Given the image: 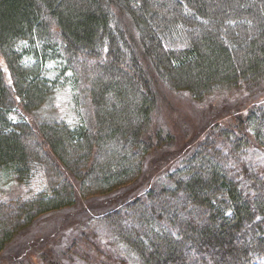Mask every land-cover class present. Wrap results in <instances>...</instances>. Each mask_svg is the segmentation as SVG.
<instances>
[{
	"label": "trees",
	"instance_id": "1",
	"mask_svg": "<svg viewBox=\"0 0 264 264\" xmlns=\"http://www.w3.org/2000/svg\"><path fill=\"white\" fill-rule=\"evenodd\" d=\"M159 81L224 99L178 144L155 124ZM55 93L69 115L39 113ZM113 192L37 261L264 256V0H0V254L40 215Z\"/></svg>",
	"mask_w": 264,
	"mask_h": 264
},
{
	"label": "rangeland",
	"instance_id": "2",
	"mask_svg": "<svg viewBox=\"0 0 264 264\" xmlns=\"http://www.w3.org/2000/svg\"><path fill=\"white\" fill-rule=\"evenodd\" d=\"M158 87L160 93L158 95L155 118L156 127L167 128L170 133H176V142L178 144H181L183 138L191 134L205 118L206 120L211 118L210 115H212L213 109H215L213 105L224 99V97L218 100L209 98L198 103V101L188 95L170 89L167 85L163 84V81H159ZM67 97L63 93L53 94L45 105L39 107V113L41 115H60L65 112L69 115L71 107ZM228 98L231 97L229 96ZM9 184H12L11 190ZM147 185L140 184L135 190L127 188L122 196L126 198L128 195L138 194ZM2 186L7 188V191H4L6 194H12L19 188L10 181L2 182ZM113 195L114 192L109 195L104 194L80 199L73 205L40 215L29 228L17 234L5 247L0 254V264H9L10 260L17 258H28L35 261L34 264H43L37 261L36 255L41 246L43 247L41 249L47 246L50 248L64 247L73 239L76 240L80 232L89 223L90 225L96 223V220L91 219L95 218L93 216L102 210L103 206L110 201ZM115 249L119 255L125 254L122 251L125 250L123 246L115 247ZM76 264L82 263L77 261ZM250 264H264V256L254 260Z\"/></svg>",
	"mask_w": 264,
	"mask_h": 264
}]
</instances>
